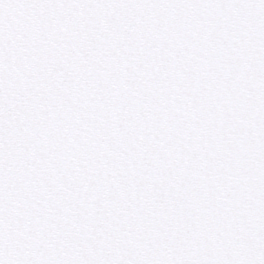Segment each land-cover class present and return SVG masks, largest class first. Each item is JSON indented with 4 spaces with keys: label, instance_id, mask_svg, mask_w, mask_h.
Instances as JSON below:
<instances>
[{
    "label": "snow or ice",
    "instance_id": "6c2138e0",
    "mask_svg": "<svg viewBox=\"0 0 264 264\" xmlns=\"http://www.w3.org/2000/svg\"><path fill=\"white\" fill-rule=\"evenodd\" d=\"M0 264H264V0H0Z\"/></svg>",
    "mask_w": 264,
    "mask_h": 264
}]
</instances>
